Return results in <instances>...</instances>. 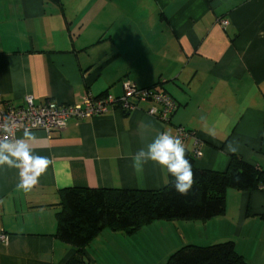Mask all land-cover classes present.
<instances>
[{"label":"crops","instance_id":"obj_1","mask_svg":"<svg viewBox=\"0 0 264 264\" xmlns=\"http://www.w3.org/2000/svg\"><path fill=\"white\" fill-rule=\"evenodd\" d=\"M125 82L168 93L177 104L169 124L140 103L70 119L49 138L31 131L33 155L51 163L27 192L17 188L18 169L0 166V264H65L74 255L57 237L63 189H163L165 168L150 161L137 175L125 156L176 127L190 132L184 147L197 151L198 169L223 172L237 155L264 171V0H0L1 100L76 105L86 94L120 97ZM146 227L150 257L139 262L137 249L113 242L122 233L105 230L84 249L86 264H167L181 247L229 241L246 264H264V188L228 189L224 214L208 221ZM105 234L112 241L100 245Z\"/></svg>","mask_w":264,"mask_h":264},{"label":"trees","instance_id":"obj_2","mask_svg":"<svg viewBox=\"0 0 264 264\" xmlns=\"http://www.w3.org/2000/svg\"><path fill=\"white\" fill-rule=\"evenodd\" d=\"M185 155L191 162L195 180L188 196L175 190L174 177L167 170L168 182L159 191L61 190L60 209L56 215L57 237L75 250L65 264H86L84 249L105 230L132 235L160 221H208L224 214L228 189L251 192L264 188V171L245 163L237 155L229 157L223 172L198 169L194 155L187 151ZM167 264L246 263L236 254L234 243L229 241L210 246L181 247L169 256Z\"/></svg>","mask_w":264,"mask_h":264},{"label":"built area","instance_id":"obj_3","mask_svg":"<svg viewBox=\"0 0 264 264\" xmlns=\"http://www.w3.org/2000/svg\"><path fill=\"white\" fill-rule=\"evenodd\" d=\"M219 25L225 28L228 21L221 20ZM122 87L123 94L120 97L106 95L94 98L86 94L81 103L76 105H61L50 100L35 104L31 96L25 97L22 105H13L0 98V137L8 135L11 140H16L17 133L28 128L31 131H43L49 138L64 130L70 119H92L106 115L112 109L131 113L137 111L140 103H150L147 115L164 125L169 124L177 105L168 94L156 89L138 88L129 82H125ZM171 135L179 137L185 146L190 132L183 127H176ZM192 154L194 157L198 155L196 150ZM0 241L5 242L6 236L0 234Z\"/></svg>","mask_w":264,"mask_h":264},{"label":"clouds","instance_id":"obj_4","mask_svg":"<svg viewBox=\"0 0 264 264\" xmlns=\"http://www.w3.org/2000/svg\"><path fill=\"white\" fill-rule=\"evenodd\" d=\"M209 134L214 135V131ZM35 139V135L28 128L24 129L21 139L11 140L8 135L0 137V166L6 165L19 170L20 181L17 188L25 192L38 184L39 177L51 163L47 157L33 155L30 142ZM226 150L235 154L238 147L229 143ZM185 153V147L179 137L163 132L157 134L146 148H140L135 154L130 157L126 155L125 158H131L133 171L137 175L144 172L145 165L150 161L165 168L174 177L175 190L183 196H188L195 180L191 162L186 159Z\"/></svg>","mask_w":264,"mask_h":264},{"label":"rangeland","instance_id":"obj_5","mask_svg":"<svg viewBox=\"0 0 264 264\" xmlns=\"http://www.w3.org/2000/svg\"><path fill=\"white\" fill-rule=\"evenodd\" d=\"M139 231V233H137ZM136 233L132 234V235H125V234H116V239H113V242L116 243L118 246L120 245H123L126 249V251H129L130 253L132 252V250L130 249L131 247H134L135 249H137L139 251V254H134V256L136 257H150L151 253L148 252L147 248L148 247H151L149 244L150 243H147V238L149 237L148 236V233H149V228L148 227H145L143 228L142 230H138ZM142 231V232H141ZM147 232V234H146ZM106 233H110L108 230H106ZM108 234H105L104 236H102V238H98V240L96 241H100V245H102V242H104V238L106 240H111L109 237H107ZM127 237L126 240H123V238ZM150 238V237H149ZM103 239V240H102ZM152 240H154V238H150ZM112 241V240H111ZM128 242H131L130 244H128ZM97 245H93V250H95V247ZM116 246L115 244H113L112 247ZM108 253H114L115 254V251L114 252H108ZM149 253L150 256H148L147 254ZM157 254V253H156ZM118 256L119 258L121 259H125L126 260V257L127 255L126 254H120L118 252V254L116 255ZM105 258H101V262H104ZM138 261L140 262V258L138 259Z\"/></svg>","mask_w":264,"mask_h":264}]
</instances>
